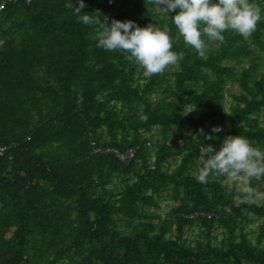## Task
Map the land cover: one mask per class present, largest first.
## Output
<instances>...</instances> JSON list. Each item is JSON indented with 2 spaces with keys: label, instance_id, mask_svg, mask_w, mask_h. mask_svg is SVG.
Wrapping results in <instances>:
<instances>
[{
  "label": "trees",
  "instance_id": "obj_1",
  "mask_svg": "<svg viewBox=\"0 0 264 264\" xmlns=\"http://www.w3.org/2000/svg\"><path fill=\"white\" fill-rule=\"evenodd\" d=\"M68 2L10 0L0 11V264H264V201L237 206L220 178L195 179L202 144L240 135L264 150V0L250 38L225 32L205 59L184 44L175 12L85 0L82 12L109 21L167 25L184 52L173 83L97 47L96 26ZM228 78L239 92L227 115ZM216 125L214 139L199 134ZM193 227L201 232L189 240Z\"/></svg>",
  "mask_w": 264,
  "mask_h": 264
},
{
  "label": "clouds",
  "instance_id": "obj_2",
  "mask_svg": "<svg viewBox=\"0 0 264 264\" xmlns=\"http://www.w3.org/2000/svg\"><path fill=\"white\" fill-rule=\"evenodd\" d=\"M150 3L166 14L175 12L172 20L179 36L201 59L206 58L210 42H224L225 32L248 39L262 19L261 7L255 0H150ZM86 6L85 0H77L75 4L70 0L65 4L82 23L96 26L97 47L127 53V59L143 69L146 78L162 75L169 68L179 70L184 52L173 50V38L167 25L163 28L154 23L140 26L130 19L109 21L107 15L101 18L98 9L92 13L82 12ZM222 131L223 128L216 125L210 133L200 128L199 134L211 140L215 133ZM198 165L195 179L207 184L224 177L227 194L236 192L237 206L264 201V191L252 185L253 180L259 182L264 178V150L253 146L246 137L226 135L219 149L212 144H202Z\"/></svg>",
  "mask_w": 264,
  "mask_h": 264
},
{
  "label": "rangeland",
  "instance_id": "obj_3",
  "mask_svg": "<svg viewBox=\"0 0 264 264\" xmlns=\"http://www.w3.org/2000/svg\"><path fill=\"white\" fill-rule=\"evenodd\" d=\"M233 64L235 62H232ZM239 68V67H237ZM167 75L165 76V79L167 82L169 83H173V79H174V70L172 68H169L166 70ZM165 81V82H166ZM143 82V81H141ZM171 90V89H170ZM239 92V86L237 84V82H234L231 78L227 79V86H226V91H225V97H224V101L222 102L221 106L223 108V112L225 114H229L231 113V106L234 104V97L233 95L238 94ZM158 95V94H157ZM155 94L152 95V97L154 98ZM188 111V110H187ZM260 115V120H261V124L264 125V112L259 114ZM191 129L188 128V131H190ZM153 134H158V129L154 128L152 130ZM220 179L226 183V179L224 177H220ZM118 182V180L116 181ZM259 190L264 191V182H260L258 187ZM168 193L164 195V200L160 202V206L161 208L158 210V212L162 215H164L169 209H170V201H168ZM261 202V201H260ZM258 202V203H260ZM260 219H256L254 216H252L251 220L248 222V224L245 225L244 229L249 232V238L254 242L255 241V235L258 232V226L260 225ZM130 226V223L128 222H121L120 223V227L121 228H128ZM201 230L198 227H193L191 229H188L185 233V237H187L189 240H192L194 238H196L199 234H200ZM226 230L222 229L221 227H219L216 230V240H220L222 237H224L226 235ZM264 241V238H263Z\"/></svg>",
  "mask_w": 264,
  "mask_h": 264
},
{
  "label": "built area",
  "instance_id": "obj_4",
  "mask_svg": "<svg viewBox=\"0 0 264 264\" xmlns=\"http://www.w3.org/2000/svg\"><path fill=\"white\" fill-rule=\"evenodd\" d=\"M10 1V0H0V11L4 10L6 8V5H7V2ZM28 1V0H27ZM114 2V0H109V3H112ZM4 147L0 144V154L4 151ZM133 154V151L130 150L127 154H121L119 155L121 157V159H125L128 155H132Z\"/></svg>",
  "mask_w": 264,
  "mask_h": 264
}]
</instances>
